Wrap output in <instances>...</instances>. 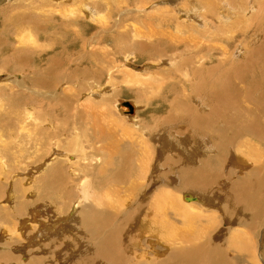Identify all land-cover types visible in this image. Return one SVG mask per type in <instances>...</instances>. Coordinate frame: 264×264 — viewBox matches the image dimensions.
<instances>
[{"label": "bare ground", "instance_id": "bare-ground-1", "mask_svg": "<svg viewBox=\"0 0 264 264\" xmlns=\"http://www.w3.org/2000/svg\"><path fill=\"white\" fill-rule=\"evenodd\" d=\"M6 1L0 264H264V0Z\"/></svg>", "mask_w": 264, "mask_h": 264}, {"label": "rangeland", "instance_id": "rangeland-1", "mask_svg": "<svg viewBox=\"0 0 264 264\" xmlns=\"http://www.w3.org/2000/svg\"><path fill=\"white\" fill-rule=\"evenodd\" d=\"M7 3H9V1H6V3H5V5H4V3L3 4H1L0 5V8L1 7H3V6H6V4ZM66 9V8H65ZM62 11V10H61ZM3 19L1 18L0 19V27L2 26V21ZM10 39H11V41H12V38L10 37ZM253 40L255 41L254 42V46L255 47H257V46H259V45H261V43H259V39L257 38V37H255V38H253ZM258 45H257V44ZM262 46V50L264 51V45H261ZM0 58H1V56H0ZM1 64V63H0ZM134 66H138V67H144L145 65L144 64H146V62L145 61H142V60H140V59H135V61L132 63ZM3 66V65H2ZM18 67H20V65H12V67L10 68V70H9V68L7 67V68H4V67H2L3 69H0V75H2L4 78L8 75V77L9 76H11V75H14V73L16 74V75H19L20 77H22L23 76V73H24V69L22 68V67H20L19 69H18ZM6 69H8V70H6ZM16 69V70H15ZM2 71V72H1ZM4 71H5V73H4ZM13 71H15L14 73H12ZM9 72V73H8ZM19 72H21V73H19ZM2 73V74H1ZM122 79H123V77L122 76H119L118 78H117V81H116V83L114 84V87L112 88V90H110L111 91V95H110V97H111V99H110V102L111 103H115L116 104V102H124V103H131V104H135L136 102L135 101H138V102H141L142 100L143 101H146L145 99H147V98H149V99H147V100H150L151 102L152 101H155L156 100V97L155 96H153V95H151V94H154L152 91H151V94H150V92H148L147 94H149L147 97L146 96H144V98L142 97V96H139L138 98H137V96H136V94H131V95H129L128 93H130V90H129V88L127 87V86H125V83L123 82V84L121 83V81H122ZM120 80V81H119ZM9 83L8 81H4V84L5 83ZM254 82V81H253ZM258 84H256V86H257ZM155 89H157V87H154ZM128 89V90H127ZM114 91V92H113ZM116 91V92H115ZM260 92V93H259ZM258 93V95H255L256 96V98H261L262 99V101L264 102V96H263V94L262 93H264L263 91H262V89H259V90H257V88H256V94ZM260 94L262 95V96H260ZM137 98V99H136ZM152 98V99H151ZM123 100V101H122ZM127 101V102H126ZM135 102V103H134ZM109 103V102H108ZM111 103H109V104H107V105H104V107H101V108H104V109H109V108H112L114 105L113 104H111ZM113 105V106H112ZM247 106H250L251 108H253V109H251L252 110V112L253 113H255V115L257 116V118H258V120L261 122L262 121V123H263V120H264V108L260 111L259 110V108L257 107V106H252V105H249V104H246ZM106 107V108H105ZM114 109V108H113ZM141 110V109H140ZM140 110H138L137 111V114L139 113V111ZM258 111V112H257ZM257 113V114H256ZM126 114V113H125ZM262 119V120H261ZM262 139V140H261ZM261 139H257L256 138V140H253L252 141V151L254 150V155H256L255 157H253L252 156V154H251V156H250V158H249V155L247 154L246 156H245V159H246V161H245V163H247V168L252 172L253 171V169H257L258 168V166H259V169H260V171H261V174H260V176H264V139L263 138H261ZM258 141V142H257ZM261 142V143H260ZM262 145V146H261ZM256 146V147H255ZM263 147V148H262ZM250 148V147H249ZM234 149V148H233ZM233 149H229L228 150V153H230V152H233V153H235L234 152V150ZM251 150L249 149V152H250ZM251 153V152H250ZM236 154V153H235ZM226 156H228V154H225V157H224V159H222L221 161H220V167H221V169H220V176H219V179H220V182L218 181V184H216L215 185V188H214V200H217V202L218 201H220V199L219 198H222L223 197V199L225 198L226 199V197H228V195L231 193V189H232V187H233V185L232 184H234L233 183V180L234 179H236V178H241V177H243V175H242V173H243V169H234L235 167H233L232 165H230V161H229V159L226 157ZM254 159H255V161H254ZM257 160V161H256ZM258 161H260L259 163H258V166H257V162ZM228 165V166H227ZM225 166V167H224ZM231 166V167H230ZM225 169V170H224ZM230 170V171H229ZM233 172H232V171ZM234 171H236V172H234ZM238 171V172H237ZM240 171H241V173H240ZM222 173V174H221ZM225 173V174H224ZM233 173V174H232ZM239 173V174H238ZM223 175V176H222ZM231 175V176H230ZM236 175V176H235ZM233 176H235L234 178H232ZM238 176V177H237ZM232 178V180H231V178ZM232 181V182H231ZM225 182V183H224ZM220 184V185H219ZM228 184V185H227ZM227 185V186H226ZM227 187V188H226ZM216 189V190H215ZM227 189V190H226ZM225 190V191H224ZM220 192V193H219ZM224 193H226V194H228V195H224ZM216 196V197H215ZM221 196V197H220ZM224 199V200H225ZM247 215H246V217H248V218H250L251 219V217H252V215H253V212H251V211H249V212H247L246 213ZM263 215V217L262 218H260V221L258 220L257 222H253V221H251V223H253V225L251 226V225H248V226H246L245 228H244V231H246V233L249 235V237H250V239H251V242H252V240H253V238H255V234L258 232V230L260 229V227L263 225V223H264V213L262 214ZM249 219V220H250ZM263 219V220H262ZM250 223V224H251ZM234 228H239V227H234ZM254 236V237H253ZM260 239L258 240V253L259 254H261V252H262V250H263V248H264V228L261 230V232H260V237H259ZM243 240H244V238H243ZM263 241V242H262ZM245 242V241H244ZM262 242V243H261ZM250 243V242H249ZM245 243L243 244V250H244V252L245 253H247L246 252V250H249V251H251L250 249H247V248H245ZM229 247H231V248H236L238 251H241V247H234V246H229ZM251 254V253H250ZM252 264V263H251ZM262 264H263V262H262Z\"/></svg>", "mask_w": 264, "mask_h": 264}]
</instances>
